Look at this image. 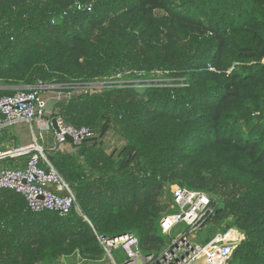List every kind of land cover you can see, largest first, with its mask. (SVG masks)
<instances>
[{"label":"trees","instance_id":"obj_1","mask_svg":"<svg viewBox=\"0 0 264 264\" xmlns=\"http://www.w3.org/2000/svg\"><path fill=\"white\" fill-rule=\"evenodd\" d=\"M263 58L264 0H0V96L62 85L45 117L94 131L74 151L44 149L75 196L66 215L0 189V264L96 261L97 233L133 232L158 254L172 184L211 198L196 241L238 228L227 264H264ZM139 73L174 83L73 92ZM111 130L125 142L108 150ZM35 152L2 161L23 167Z\"/></svg>","mask_w":264,"mask_h":264},{"label":"built area","instance_id":"obj_2","mask_svg":"<svg viewBox=\"0 0 264 264\" xmlns=\"http://www.w3.org/2000/svg\"><path fill=\"white\" fill-rule=\"evenodd\" d=\"M261 62L264 64V58ZM141 75L139 73L135 78L126 79L118 74L105 80L76 84L73 92L101 91L106 87L120 86H170L174 83L171 78ZM63 87L40 81L31 86H19L13 95L0 96V129L6 125L26 122L31 125L34 134L33 124L38 122L42 131L54 130L55 149H61L68 143L80 145L84 139L94 135L92 129L68 125L60 116L45 117L47 111L44 106L49 98H45L43 90L52 89L59 94L62 93L59 89ZM60 97L58 95L54 98ZM53 117L57 119L58 131L52 127ZM68 136L72 137V142ZM33 149H36L34 144L7 152L0 150V159L29 153ZM0 189H13L22 194L34 212L52 210L61 216L71 210L76 200L69 185L53 168L41 146H38L23 167H3L0 170ZM169 193L170 202L159 220V227L163 234L171 237V241L158 254H145L138 236L133 232L113 236L97 233L104 256L111 264H227L235 247L245 238L244 233L233 227L226 232H217L206 243L196 241V231L214 211L210 196L206 192L179 184L170 185ZM174 231L179 232L173 236ZM115 251L122 253L121 260L117 259Z\"/></svg>","mask_w":264,"mask_h":264},{"label":"crops","instance_id":"obj_3","mask_svg":"<svg viewBox=\"0 0 264 264\" xmlns=\"http://www.w3.org/2000/svg\"><path fill=\"white\" fill-rule=\"evenodd\" d=\"M50 98H53V97H50ZM32 133L33 132H32L31 125L26 122H19L13 125H6L2 127L0 129V150L3 152H7L13 149L20 148V147L31 146L32 145ZM120 139H121L120 144L121 145L124 144L125 142L124 138L120 137ZM38 140H39V144L38 143L37 144L40 145L43 150L44 149H49V150L55 149V138H54L53 129L42 131ZM62 149L74 151L75 147L72 144L68 143L66 145H63ZM2 160L3 159H0V170L3 167H5L4 162ZM72 259H73L72 256L62 257L59 260L58 264H71Z\"/></svg>","mask_w":264,"mask_h":264},{"label":"rangeland","instance_id":"obj_4","mask_svg":"<svg viewBox=\"0 0 264 264\" xmlns=\"http://www.w3.org/2000/svg\"><path fill=\"white\" fill-rule=\"evenodd\" d=\"M43 95L45 96V98L48 99L50 96H58L59 95V96L62 97V96H65L66 93L62 92V93H59L58 94L56 92V90L46 89V90H43ZM49 113L50 112H47V114H49ZM38 125H39L38 122H36V123L33 124V128L35 130L34 134H35V137H36L37 140H38V138H39V136H40V134L42 132V129L40 130V127ZM34 134L32 133V144H34L35 148L37 149L38 146H40V145H38L39 144V140L37 141L35 139ZM120 141H121V139H120L119 135L116 134V132H114L112 130L107 135L106 144H105L106 145V148L108 150H112L115 147H118V146L121 145L120 144ZM36 149H33V150L36 151ZM178 232L179 231H174L173 232V236L177 235ZM115 256L117 257L118 260H121L122 257H123V255H122V253L120 251H115ZM71 264H111V262H110V260L107 257H105L103 255L101 258H99L96 261H93V260L91 261V260H87V259L81 260V259H78V258L77 259H72V263Z\"/></svg>","mask_w":264,"mask_h":264},{"label":"water","instance_id":"obj_5","mask_svg":"<svg viewBox=\"0 0 264 264\" xmlns=\"http://www.w3.org/2000/svg\"><path fill=\"white\" fill-rule=\"evenodd\" d=\"M57 103H58V99H55V98L49 99L46 105L44 106V110L47 112H51ZM51 122H52V127L58 131L57 119L53 117ZM68 140L71 142L73 141L72 137L70 136H68ZM46 156L49 159V161H51V155L46 154Z\"/></svg>","mask_w":264,"mask_h":264}]
</instances>
